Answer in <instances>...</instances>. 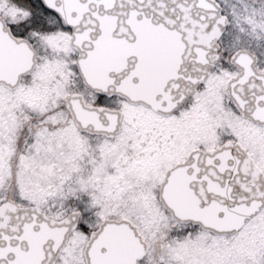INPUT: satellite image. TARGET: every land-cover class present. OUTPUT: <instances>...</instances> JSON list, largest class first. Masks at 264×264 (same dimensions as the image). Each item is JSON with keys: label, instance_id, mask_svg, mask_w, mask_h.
<instances>
[{"label": "snow or ice", "instance_id": "obj_1", "mask_svg": "<svg viewBox=\"0 0 264 264\" xmlns=\"http://www.w3.org/2000/svg\"><path fill=\"white\" fill-rule=\"evenodd\" d=\"M0 264H264V0H0Z\"/></svg>", "mask_w": 264, "mask_h": 264}]
</instances>
